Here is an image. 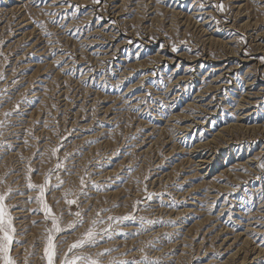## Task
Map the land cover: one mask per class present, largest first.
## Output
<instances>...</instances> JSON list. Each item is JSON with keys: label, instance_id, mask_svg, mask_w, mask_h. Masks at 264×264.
<instances>
[{"label": "rangeland", "instance_id": "rangeland-1", "mask_svg": "<svg viewBox=\"0 0 264 264\" xmlns=\"http://www.w3.org/2000/svg\"><path fill=\"white\" fill-rule=\"evenodd\" d=\"M0 75L17 264H46L51 222L27 185L58 162L45 199L62 227L84 219L56 235L60 259L108 209L111 238L69 256L264 264V0H0Z\"/></svg>", "mask_w": 264, "mask_h": 264}, {"label": "snow or ice", "instance_id": "snow-or-ice-1", "mask_svg": "<svg viewBox=\"0 0 264 264\" xmlns=\"http://www.w3.org/2000/svg\"><path fill=\"white\" fill-rule=\"evenodd\" d=\"M43 2V0H42ZM94 2H98V0H94ZM218 9L221 11L223 10V5H216ZM49 15H52L49 13ZM43 27V25H41ZM46 36H50L51 33L45 32ZM175 50V49H174ZM2 75H0V79H2ZM10 115V113H5V116ZM3 121H0V126H2ZM58 149H53V155L56 154ZM65 159H67V156H65ZM60 170H63L67 172L68 170L65 168L64 164L62 162H58L55 166V169H50L49 173L46 174L45 180L43 184H34L31 182V178H29L28 181V188L31 189H38L39 195L35 197V200L37 204L39 205L38 209H32L33 212L42 211L44 214L45 221L51 222V227L46 229L47 236H46V242L44 247V253H43V259L45 260L46 264H57V260L59 259V264H102V261L99 259V257L110 253L112 249H105L104 252L97 253V258H92L91 256H84V255H72L69 256V253H72L75 249L82 248L85 245H96L99 243V240L102 239V233L104 235H108L109 238H111V224L109 223L108 229H101L100 231H97V225L104 223V220L100 218L101 213L108 211V209H100L96 213L95 219L91 221V226L87 228L85 233L83 234V237L81 239H78L76 242L69 245L67 252L63 254V258L60 259V253L58 252V245L56 242V235L62 232L66 231H74L78 226L83 225L84 219L81 211L76 212H70V215H73L76 219L73 222H70L66 227L61 226V216H57L53 208L49 205V203L46 201L45 196L46 192L54 191L60 189L65 181L61 178L60 175H56V184L50 185L51 176L54 172H58ZM32 169H29V172H31ZM2 182V181H0ZM86 187V182L83 177L80 178V189L79 194L80 195H87V193L84 191V188ZM12 192L11 188H8L7 192L0 193V264H17V261L13 258L11 255L12 249H13V243L18 242L14 241L15 235H16V228L14 226V217L11 215V211L9 209V206L5 203L7 196ZM74 197V198H69ZM150 198V197H149ZM32 198L29 197V201H31ZM64 201L65 203L70 207L72 205H76L79 207V197L76 193L72 192L70 189L64 191ZM59 203V201H57ZM129 219H135V217L132 216H123V217H113L109 216L107 217V220L109 222L111 221H122V220H129ZM143 219V218H141ZM35 224L36 221H33ZM149 223H152L149 221ZM99 238V239H98ZM146 261V258H145ZM25 264H27V260H25ZM109 264H129V262L124 260H117L112 259ZM136 264H139V262H136Z\"/></svg>", "mask_w": 264, "mask_h": 264}]
</instances>
